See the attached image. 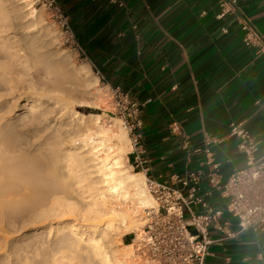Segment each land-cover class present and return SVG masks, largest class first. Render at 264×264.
Here are the masks:
<instances>
[{"label": "crops", "instance_id": "0c3cea01", "mask_svg": "<svg viewBox=\"0 0 264 264\" xmlns=\"http://www.w3.org/2000/svg\"><path fill=\"white\" fill-rule=\"evenodd\" d=\"M235 1V11L219 19V0H57L104 88L120 90L141 109L144 177L163 181L199 170L205 199L222 209L227 201L208 174L225 181L245 166L230 123H243L264 146V0ZM242 21L257 44L244 43ZM207 139L215 141L211 155L190 154ZM221 221L236 230L227 215ZM210 232L222 240L209 247L205 264H264V231Z\"/></svg>", "mask_w": 264, "mask_h": 264}, {"label": "bare ground", "instance_id": "6f19581e", "mask_svg": "<svg viewBox=\"0 0 264 264\" xmlns=\"http://www.w3.org/2000/svg\"><path fill=\"white\" fill-rule=\"evenodd\" d=\"M27 1L0 0V207L34 201L0 220V264H139L114 236L152 205L145 177L102 115H85L107 106L97 78L53 49Z\"/></svg>", "mask_w": 264, "mask_h": 264}, {"label": "built area", "instance_id": "2783aa9c", "mask_svg": "<svg viewBox=\"0 0 264 264\" xmlns=\"http://www.w3.org/2000/svg\"><path fill=\"white\" fill-rule=\"evenodd\" d=\"M51 12L55 24L59 27L66 42L81 53L68 18L64 15L57 0H36ZM235 0H219V19L235 11ZM241 28L245 44H257V33L245 21ZM115 107L124 124L130 141L131 167L147 174L148 160L141 143L138 130L142 127L141 109L136 102L115 89L112 92ZM173 123L172 132L179 131ZM229 136L238 139L237 150L243 154L245 166L234 170L225 181H219L213 171L208 174L211 186L220 191L226 205L214 208L205 199L202 186L203 174L199 170L186 169L183 173H173L168 179L154 181L145 178L147 192L153 204L142 210L139 229L130 232L133 236L129 246L133 256L141 264H205L209 247L222 238H214L210 230L234 237L243 231H264V146L259 147L257 140L244 128L243 123L232 122ZM207 139L203 149L191 150V153L211 155ZM182 148L188 150L189 142L185 139ZM216 168V165H212ZM227 215L236 223V230L231 231Z\"/></svg>", "mask_w": 264, "mask_h": 264}, {"label": "rangeland", "instance_id": "374dc122", "mask_svg": "<svg viewBox=\"0 0 264 264\" xmlns=\"http://www.w3.org/2000/svg\"><path fill=\"white\" fill-rule=\"evenodd\" d=\"M27 2L30 3V5L27 8H35L37 10H41L44 13L45 22L49 24L51 28L54 30V33L56 34V45H54L53 49L68 53L72 61L77 66H79L80 64H87L90 68V65L84 60V57L81 55V53L76 51V49L73 46H71L68 42H66L65 37L62 34L61 30L55 24L49 9L47 7H44L41 2H37L36 0H28ZM90 70L93 76L96 77L98 80L97 86L101 89L102 95L107 100V106H103L100 109V108H95L89 105V107L84 113L85 115L87 114L102 115L103 125L105 127H111L116 134H119L120 136H122V141L124 142V146L126 148V153H127L125 156V160H124L125 166L132 173L139 172L136 169L131 167V162H130L131 145H130L129 138L127 136V132L124 128V124L115 107L114 97L110 91L104 88V86L102 85L103 83L102 80L98 78L94 70L92 68H90ZM145 190H146L147 196L151 199L150 195L147 192L146 183H145ZM33 201H34V198L30 195L26 200H20L19 202H17L16 205L12 204V205H5L4 207H0V220L2 218H5V216H7L10 213L9 210L14 209V208H18V209H22L23 207L25 208L26 205H31ZM152 204H153V201H152ZM141 216H142V211L139 210L138 220H139L140 225L138 226L137 229H139L140 226L142 225ZM132 238L133 236L130 235V232L123 234V235L116 234L114 236V241L117 245L118 251L121 253H125V249H123V247L119 245V241H121L124 245H129L131 243ZM130 251L132 252V248H130Z\"/></svg>", "mask_w": 264, "mask_h": 264}]
</instances>
